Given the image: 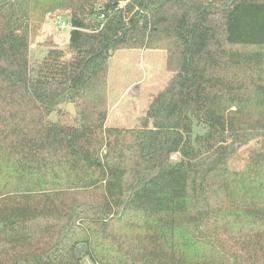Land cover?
I'll list each match as a JSON object with an SVG mask.
<instances>
[{
	"label": "trees",
	"instance_id": "16d2710c",
	"mask_svg": "<svg viewBox=\"0 0 264 264\" xmlns=\"http://www.w3.org/2000/svg\"><path fill=\"white\" fill-rule=\"evenodd\" d=\"M60 9L68 46L32 61ZM131 48L175 74L139 127L107 125L110 59ZM85 257L264 264V0H0V264Z\"/></svg>",
	"mask_w": 264,
	"mask_h": 264
},
{
	"label": "rangeland",
	"instance_id": "374dc122",
	"mask_svg": "<svg viewBox=\"0 0 264 264\" xmlns=\"http://www.w3.org/2000/svg\"><path fill=\"white\" fill-rule=\"evenodd\" d=\"M62 21L66 22L65 26H61ZM71 29L69 11L60 9L50 12L45 21L39 24L32 37L31 60L42 59L52 45L65 49L69 43ZM166 59L165 49H151L146 52L120 49L114 53L110 59L108 82L111 84V92L115 95L118 92L119 97L123 95V99L127 102L123 104L126 106L125 110L117 111L110 109L108 101V110L110 111L108 114L110 115L107 125L119 124L121 127L127 128L141 125L151 100L161 91L162 87L163 89L166 87L175 74L169 69L167 71ZM127 98H132V102L129 103ZM64 109L67 111L66 106ZM58 117L59 120H66L62 113ZM67 119L69 120V117ZM204 131H206V127L195 124L194 132L196 134ZM178 157V154L173 155L174 159H178ZM84 264H90L88 257L84 258Z\"/></svg>",
	"mask_w": 264,
	"mask_h": 264
},
{
	"label": "crops",
	"instance_id": "0c3cea01",
	"mask_svg": "<svg viewBox=\"0 0 264 264\" xmlns=\"http://www.w3.org/2000/svg\"><path fill=\"white\" fill-rule=\"evenodd\" d=\"M128 50V49H127ZM130 50H139V51H142V52H146V50H151V49H141V48H131ZM165 52H166V50H165ZM167 60V59H166ZM166 69H167V71H168V68L166 67ZM163 89V87L160 89V90H162ZM138 90V89H137ZM159 90V91H160ZM119 91H121V89H119ZM112 92H111V84H110V82H109V88H108V101H109V103H110V109H113V110H117V111H120V110H123L124 109V107H126V106H124L123 104L125 103V102H127V100H124L123 98H124V96L123 95H121L120 97H119V95H117V94H119L118 92L116 93V95L115 94H111ZM133 95V94H132ZM127 99H129V103H131L132 101H131V99L132 98H127ZM125 110V109H124ZM136 111V110H135ZM134 111V112H135ZM110 112V111H109ZM109 115L110 114H108V118H107V122L109 121ZM106 122V123H107ZM111 125V124H110ZM112 125H117V126H120L119 124H112Z\"/></svg>",
	"mask_w": 264,
	"mask_h": 264
},
{
	"label": "water",
	"instance_id": "95a60500",
	"mask_svg": "<svg viewBox=\"0 0 264 264\" xmlns=\"http://www.w3.org/2000/svg\"><path fill=\"white\" fill-rule=\"evenodd\" d=\"M66 109L68 112H70V114L74 117L78 116V110L76 108V105L74 102H68L66 105ZM49 119L53 122V123H58L59 122V117H58V113L56 111H52L50 113ZM77 254L78 256H80V254L82 253H86L87 252V244L86 243H81L77 246Z\"/></svg>",
	"mask_w": 264,
	"mask_h": 264
},
{
	"label": "built area",
	"instance_id": "2783aa9c",
	"mask_svg": "<svg viewBox=\"0 0 264 264\" xmlns=\"http://www.w3.org/2000/svg\"><path fill=\"white\" fill-rule=\"evenodd\" d=\"M102 17H104V15H102ZM65 25H66V22L62 21V25L61 26H65Z\"/></svg>",
	"mask_w": 264,
	"mask_h": 264
}]
</instances>
